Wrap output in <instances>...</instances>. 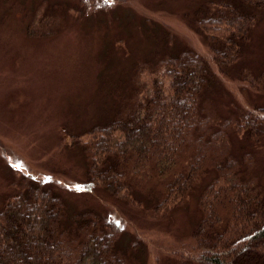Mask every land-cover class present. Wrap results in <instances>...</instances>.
Returning a JSON list of instances; mask_svg holds the SVG:
<instances>
[{"label": "trees", "instance_id": "obj_1", "mask_svg": "<svg viewBox=\"0 0 264 264\" xmlns=\"http://www.w3.org/2000/svg\"><path fill=\"white\" fill-rule=\"evenodd\" d=\"M45 17L48 28L31 25L30 37L55 34L65 12L53 6ZM183 17L207 54L174 50L169 39L164 52L136 57L118 80L104 76L110 111L102 122L64 137L82 154L87 194L158 222L195 196L192 231L156 264H264V0H198ZM223 79L236 81L245 105ZM11 171L0 196V264H147L138 236Z\"/></svg>", "mask_w": 264, "mask_h": 264}, {"label": "rangeland", "instance_id": "obj_2", "mask_svg": "<svg viewBox=\"0 0 264 264\" xmlns=\"http://www.w3.org/2000/svg\"><path fill=\"white\" fill-rule=\"evenodd\" d=\"M197 1L0 0V196L9 191L11 170L44 181L77 210L95 208L123 233L138 236L147 264L165 256L175 237L191 232L196 223L191 214L196 212L194 195L186 208L173 211L171 220L158 222L112 204L102 192L87 194L82 154L68 148L70 139L64 133L78 134L102 122L110 111V98L101 85L104 76L118 80L136 57L163 50L161 44L164 48L169 39L174 50L184 47L206 55L203 40L183 17ZM53 6L65 12L59 31L30 37L29 26L48 28L43 27L48 23L45 15ZM262 31L257 27L249 47L254 62L262 54ZM150 78L144 74L142 81L150 84ZM162 80L166 90L168 81ZM223 85L245 105L234 79H223Z\"/></svg>", "mask_w": 264, "mask_h": 264}]
</instances>
